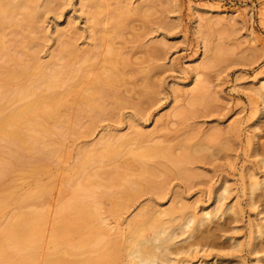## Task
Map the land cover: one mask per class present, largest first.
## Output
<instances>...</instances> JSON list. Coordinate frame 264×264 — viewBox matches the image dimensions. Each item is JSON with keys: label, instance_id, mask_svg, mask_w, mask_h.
Instances as JSON below:
<instances>
[{"label": "rangeland", "instance_id": "obj_1", "mask_svg": "<svg viewBox=\"0 0 264 264\" xmlns=\"http://www.w3.org/2000/svg\"><path fill=\"white\" fill-rule=\"evenodd\" d=\"M88 1L40 0L41 24L31 34L40 40L36 49L18 44L23 39L19 26L7 25L0 33L5 53L0 52L18 57L34 53V58L22 59L35 73L52 63L65 43H72L78 55L70 59V68L83 62L86 51L99 53L89 62L87 80L108 67L101 59L113 56L110 49L125 76V81H114L119 95L113 93L108 112L91 122L86 113L81 115L76 133L61 145L55 138V152L37 163V171L30 163L18 164L0 179V195L11 187L18 196L40 186L51 188L43 207L12 200L0 213V232L19 212L43 208L46 220L37 250L41 264L52 253L50 234L59 206L73 194L68 178L73 174L77 183H94L98 195L108 183L106 173L123 168L140 152L141 165L124 169L121 179L127 187H132L128 180L135 181L136 196L121 200L119 214L110 211L109 197L96 198L100 203L94 222L104 226L100 235L127 241L133 221L169 210L174 221L165 219L166 226L195 216L204 219L185 241L191 228L184 235L177 231L169 264H264V98L256 91L264 78V0H100V13ZM24 11L29 9L18 12ZM78 85L75 92L83 90L84 84ZM107 139L114 146L125 141L119 153L76 173L87 149L100 153ZM7 151L0 149V159L11 157ZM206 211H215L208 221ZM72 233L69 242L75 245L88 235L84 228Z\"/></svg>", "mask_w": 264, "mask_h": 264}, {"label": "bare ground", "instance_id": "obj_2", "mask_svg": "<svg viewBox=\"0 0 264 264\" xmlns=\"http://www.w3.org/2000/svg\"><path fill=\"white\" fill-rule=\"evenodd\" d=\"M89 1L93 3L96 12H102L104 6H102V0ZM85 3L88 5L87 2ZM42 4L40 0H0V33L4 32L7 25L19 26L22 29L20 30L23 31V39L17 40L18 44L22 45V49L27 48L30 50L32 47L36 49L35 46L40 44V40L38 42V35L32 37L31 34H35L36 29L41 24V22L38 23L40 18L38 9L41 8ZM21 9H29V12H18ZM17 12L18 15H22V18L16 16ZM91 17H93L92 21L95 26H98L99 19L97 16L94 14ZM119 20L118 23H121ZM34 23L39 25H33ZM118 23L117 25H119ZM95 31L94 28L93 32ZM41 34L43 35V33ZM105 36L111 38L109 34H105ZM4 38L1 39L2 42L5 41ZM108 40L110 39L108 38ZM17 42L14 46L17 45ZM4 44L2 43L3 47ZM0 50L3 51L2 48ZM59 50V54L53 57L55 59H52V63L38 67L39 72L37 73L33 72L31 67L25 63V58L22 59L25 56L34 58V53L27 54L29 52L27 51L25 56L18 57L21 54L15 56V53L12 52V54H4L5 51H3L4 53L0 52L4 55L0 54V59L3 60V57H6V60L3 63L1 60L2 64L0 63V149H8L7 153L11 156L8 159H0V179L4 175L12 173L14 167L18 164L30 163L34 166L32 170L37 171V163L42 159H50L55 152L54 145L57 142L54 139L57 138L58 144L61 145L63 139H66L65 137L75 134L77 126L79 128L77 122H80L78 121L80 119L78 118L84 113L89 116L88 120L91 122V120H95L96 116H100L107 109H110L114 103L112 101L114 99L113 93L116 92L114 81L120 82L122 79L125 81V76L122 74L119 64L115 61L116 56L113 49H110V52L114 57L107 59V56L106 58L102 56L104 60L101 59V62L107 63L108 67L105 70H97L95 78L90 81L87 80L88 69L92 66L89 62L92 58H97L99 53L93 52L92 49L86 51L82 55L81 61L83 62L74 69L70 68V59L72 56L76 57L78 55V50L72 43H65ZM108 50L106 51L109 54ZM1 56L3 57L1 58ZM25 79L29 82H24ZM78 83L84 84L83 90L81 91L79 88V92H75L74 89ZM60 88L63 89L60 90ZM115 89L118 90L117 87ZM113 90L114 92H112ZM256 91L264 98V78ZM198 92L200 91L195 93L196 96L199 95ZM118 95L116 94V96ZM69 96H72L71 99ZM68 110L72 112L70 115L67 114ZM120 142L117 146H114L115 143L111 139L105 140L102 153L87 149L80 164L77 168L75 167L77 169L76 173L81 174L92 163L111 158L110 156L119 153V147L125 141L121 140ZM151 151H146V154ZM139 153H133V157L126 162L123 168L119 167L114 172L105 175L108 183L103 185L104 188L99 192L100 199L109 197L108 199L113 202L110 210L113 214H119L122 207L121 200L126 195L129 198L136 196V192L133 191L135 181L128 180L132 187H127L122 184L121 179L124 177V169L141 165L142 157ZM140 170L144 173L143 165ZM73 177L72 174L67 180L70 185L72 184V197L64 200L59 206L60 216L50 234L52 253L41 264H169L174 261L172 257L175 251L171 248V245L175 244L179 238L177 231L180 230L184 235L191 228L186 238L183 239L185 241L194 236L198 231V227L204 222L203 218L198 219L195 216L186 219L180 225L166 226L165 219H169L171 211L159 210L143 214L141 219L133 221L131 236L127 241L111 239L106 236L105 238L104 235H100L102 234L100 229L102 231L104 226L102 228V225L99 226L94 222L98 212L97 203L99 202L96 199L99 194L97 195L98 192L93 189L94 183L87 184L84 181L85 185H82L75 182ZM253 184L255 187L258 185L257 182ZM50 194V187L40 186L34 192L18 196L14 188L11 187L0 195V213L12 200H15L20 206L35 201L43 207L45 198ZM215 211L218 210L215 209ZM215 211H206L203 215L204 218H211ZM171 218L168 223L174 221ZM197 219L199 222L196 221ZM45 220L46 213L43 208L27 210V212H19L14 215L13 219L0 232V264H39L37 250L41 245L42 227ZM194 222L197 225L195 223V226L191 227V223ZM79 228L86 229L88 235L81 237L75 245L72 244L73 242H69V233L77 232ZM148 230L152 232L150 233ZM84 253H87V255L81 257L80 255ZM71 257H74V259H71ZM185 264L189 263L186 262Z\"/></svg>", "mask_w": 264, "mask_h": 264}]
</instances>
